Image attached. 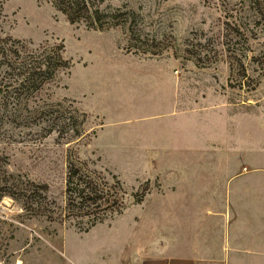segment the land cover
Returning <instances> with one entry per match:
<instances>
[{
  "label": "rangeland",
  "instance_id": "374dc122",
  "mask_svg": "<svg viewBox=\"0 0 264 264\" xmlns=\"http://www.w3.org/2000/svg\"><path fill=\"white\" fill-rule=\"evenodd\" d=\"M255 6L102 0L118 22L95 29L70 23L51 0H0L1 40L62 44L70 62L0 107V164L34 184L30 205L0 200V264L64 263L68 238L92 231L162 241L170 224L222 211L224 197L206 190L224 183L233 190L227 221L264 224V23ZM69 164L108 199L68 205Z\"/></svg>",
  "mask_w": 264,
  "mask_h": 264
},
{
  "label": "crops",
  "instance_id": "0c3cea01",
  "mask_svg": "<svg viewBox=\"0 0 264 264\" xmlns=\"http://www.w3.org/2000/svg\"><path fill=\"white\" fill-rule=\"evenodd\" d=\"M234 177L225 175L222 180L227 182ZM225 187L226 183L223 188L206 190L207 195L212 190L224 197L222 211H206L192 227H184L181 221L178 226L170 224L162 241L135 231L109 230L107 236L92 231L94 236L68 238L67 260L60 264H264V224L251 226L248 220H238L231 225L227 221V199L233 197V190ZM176 191L180 197L195 195L189 189ZM173 202L179 206L173 211L181 213L182 203ZM233 206L234 203L229 205V217L234 214Z\"/></svg>",
  "mask_w": 264,
  "mask_h": 264
},
{
  "label": "trees",
  "instance_id": "16d2710c",
  "mask_svg": "<svg viewBox=\"0 0 264 264\" xmlns=\"http://www.w3.org/2000/svg\"><path fill=\"white\" fill-rule=\"evenodd\" d=\"M250 1L256 5L255 23L262 25L264 1ZM51 2L70 23L81 22L87 27L102 29L118 22L116 14H106L101 8L102 0H51ZM103 17L114 20L110 21L108 18L104 20ZM4 40L0 38V107L6 104L8 97L14 98L24 94V91L30 88L40 90L46 83L52 82L59 72L67 71L70 67V62L64 56L62 44L46 43L30 50L25 44L15 47L8 45ZM9 87L13 89L8 90ZM82 175L78 168L69 164L66 178L68 205L89 207L105 202L108 199L105 188ZM31 186H34L32 182H23L19 176L13 175L0 164V200L3 196H9L24 206L30 205L29 203H33L30 196L34 193Z\"/></svg>",
  "mask_w": 264,
  "mask_h": 264
}]
</instances>
